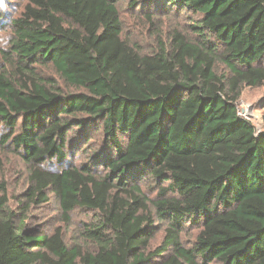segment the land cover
I'll return each mask as SVG.
<instances>
[{"label":"trees","instance_id":"obj_1","mask_svg":"<svg viewBox=\"0 0 264 264\" xmlns=\"http://www.w3.org/2000/svg\"><path fill=\"white\" fill-rule=\"evenodd\" d=\"M119 3L27 0L12 22L4 53L17 63L15 74L0 68V150L30 166L33 203L53 194L67 224L77 211L98 220L81 234L94 251L70 248L62 228L32 236L6 210L2 183L0 264H264V119L257 130L238 110L242 88L264 87V0H133L199 19L194 38L176 32L149 54L123 40ZM48 66L83 92L53 88L36 73ZM95 133L102 146L70 162ZM148 180L160 186L154 205L168 228L146 255ZM188 224L200 232L185 248Z\"/></svg>","mask_w":264,"mask_h":264},{"label":"rangeland","instance_id":"obj_2","mask_svg":"<svg viewBox=\"0 0 264 264\" xmlns=\"http://www.w3.org/2000/svg\"><path fill=\"white\" fill-rule=\"evenodd\" d=\"M133 0H120L119 11L122 22V38L129 45L135 47L142 53H152L159 48V42L166 44L176 32L187 35L190 39L194 38V30L191 26L196 25L199 20L193 14L185 12L158 14L153 10L143 8L140 4L131 6ZM27 6V0H0V68H6L9 72L16 73L15 57H5V53L10 52L11 41L13 39L12 22L18 19ZM152 15L150 20L148 16ZM219 74L228 76V69L223 65L217 68ZM36 73L46 80L53 88L64 93H81L71 88L64 82L61 76L52 66L40 67ZM264 87L242 88V95L238 103V110L241 117L250 121L257 130L263 126L264 111ZM1 132V125H0ZM4 132V131H3ZM103 136L95 133L90 142L82 147L81 153L72 158L70 162L76 165L88 162L91 152L102 146ZM30 166L17 154L0 150V184L4 183L7 187L8 203L6 210L14 214L13 221L16 226L21 224L28 228L30 235L51 236L56 229L62 228L64 240L71 247L83 245L85 250L94 251L95 245L84 242L82 231L85 226L89 227L96 224L98 217L93 213L77 211L71 215L70 223L63 220V214L59 201L50 195V202L47 204H36L27 196L31 189ZM159 185L152 180L144 182L141 186L142 193L147 199V213L151 214L154 222V238L151 240L146 255L159 248L166 236L168 224L161 220L154 205L159 197ZM163 187H168L164 184ZM3 196V194H0ZM147 213H144L145 215ZM200 228L187 225L181 235L180 242L185 248H190L195 243ZM165 262V261H164ZM213 264H221L214 262Z\"/></svg>","mask_w":264,"mask_h":264}]
</instances>
